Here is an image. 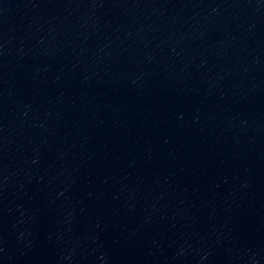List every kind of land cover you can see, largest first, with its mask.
Instances as JSON below:
<instances>
[{"label": "water", "instance_id": "obj_1", "mask_svg": "<svg viewBox=\"0 0 264 264\" xmlns=\"http://www.w3.org/2000/svg\"><path fill=\"white\" fill-rule=\"evenodd\" d=\"M0 264H264V0H0Z\"/></svg>", "mask_w": 264, "mask_h": 264}]
</instances>
